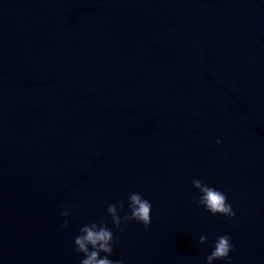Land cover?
<instances>
[{"label":"water","instance_id":"1","mask_svg":"<svg viewBox=\"0 0 264 264\" xmlns=\"http://www.w3.org/2000/svg\"><path fill=\"white\" fill-rule=\"evenodd\" d=\"M132 192L151 225L121 232ZM92 222L124 264H206L225 233L264 264V0H0V264H79Z\"/></svg>","mask_w":264,"mask_h":264},{"label":"clouds","instance_id":"2","mask_svg":"<svg viewBox=\"0 0 264 264\" xmlns=\"http://www.w3.org/2000/svg\"><path fill=\"white\" fill-rule=\"evenodd\" d=\"M217 143H220V141L217 140ZM192 184L200 192L198 204L203 206L206 211L213 215L219 214L227 217H234L236 215L223 191L204 183L198 178H193ZM127 200L128 213L123 217L120 216L118 211V209L124 207L123 201L108 204L107 214L112 218L113 227L122 232L124 231L122 225H126L129 221H136L147 230L151 225V202L139 192L130 193ZM60 215L68 216L69 210L64 209ZM67 225L68 221L64 220L63 226L66 227ZM79 233L74 238L76 252L83 254V258L80 259L79 264H124L123 259L113 260L109 258L114 251L113 246L116 241L113 231L108 228L106 223L97 224L96 222H92L85 224L79 229ZM206 240L207 237L205 235H201L199 238L201 244L205 243ZM233 248L234 245L231 242L229 234L225 233L217 236L214 248L206 257V264H213L215 260H224L226 264H232L230 252ZM101 252L105 253L103 257L100 256Z\"/></svg>","mask_w":264,"mask_h":264}]
</instances>
